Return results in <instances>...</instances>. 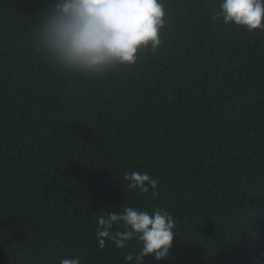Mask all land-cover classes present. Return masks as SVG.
Wrapping results in <instances>:
<instances>
[{"label":"trees","instance_id":"16d2710c","mask_svg":"<svg viewBox=\"0 0 264 264\" xmlns=\"http://www.w3.org/2000/svg\"><path fill=\"white\" fill-rule=\"evenodd\" d=\"M220 2L164 0L157 52L84 77L35 47L56 0H0V264H127L137 240L96 238L125 207L173 217L168 257L144 264H264V30L225 25Z\"/></svg>","mask_w":264,"mask_h":264},{"label":"clouds","instance_id":"9594fccd","mask_svg":"<svg viewBox=\"0 0 264 264\" xmlns=\"http://www.w3.org/2000/svg\"><path fill=\"white\" fill-rule=\"evenodd\" d=\"M166 17L164 0H56L44 13L34 44L54 67L99 77L134 66L144 50L157 52ZM216 17L248 32L264 30V0H221ZM123 179L141 194L151 189L153 196L158 195V181L146 172H131ZM174 228L173 217L165 211L125 207L123 212L98 217L96 238L100 248L111 241L120 249L137 240L140 249L127 254L126 261L144 264L149 256L156 261L168 257ZM59 264H81V260L61 258Z\"/></svg>","mask_w":264,"mask_h":264}]
</instances>
